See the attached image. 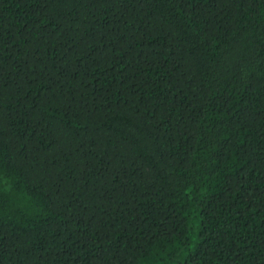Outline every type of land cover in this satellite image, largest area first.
<instances>
[{"label":"trees","instance_id":"obj_1","mask_svg":"<svg viewBox=\"0 0 264 264\" xmlns=\"http://www.w3.org/2000/svg\"><path fill=\"white\" fill-rule=\"evenodd\" d=\"M0 264H264V0H0Z\"/></svg>","mask_w":264,"mask_h":264}]
</instances>
